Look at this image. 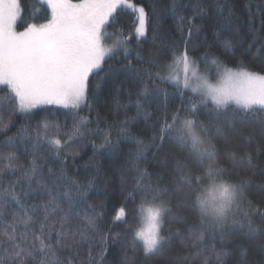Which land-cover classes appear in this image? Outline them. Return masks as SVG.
<instances>
[{"label":"trees","instance_id":"obj_1","mask_svg":"<svg viewBox=\"0 0 264 264\" xmlns=\"http://www.w3.org/2000/svg\"><path fill=\"white\" fill-rule=\"evenodd\" d=\"M72 2L78 3L79 0ZM133 2L145 9L146 34L137 38L133 14L129 10H118L115 21L106 28L123 30L124 35L130 37L127 52L120 48L106 57L102 70L90 74L87 100L80 107L42 104L29 112H20L14 110L13 101L3 99L10 93L7 87L0 85V192L15 185L20 199V204L9 198L0 206V231L14 215H24L21 204L31 214L32 206L47 202L48 194L41 186L47 185L57 195L59 209L63 210H58L54 219L58 220L68 211L70 202L73 204L70 227L82 226L85 216L96 218L97 243L91 248V260L88 258L89 246L80 248V259L84 264H122L125 252L130 264H264V251L260 247L264 235L250 237L234 223L242 219L247 203H241L239 209L234 208L223 223H217L211 216L201 218L195 206V181L189 187L175 170V162L177 158L185 160L192 173H200L204 167L195 164L188 149L174 139L165 138L163 144L158 139L153 141L165 114L170 119L171 113L181 109V115H187L184 110L196 102L189 90L181 94L172 82L155 76L156 72L165 70L164 62L170 61L177 49L183 50L185 41H188L189 55L199 59L201 70L207 61L209 71L215 73L210 62L218 58L230 68L243 62L248 70L264 73V0ZM18 3V27L40 23L50 14L46 0H18ZM230 11L231 23H226L224 18ZM193 24L199 28L193 29L189 36L188 29ZM225 41L230 42L231 47L226 49ZM129 62L133 69L152 72V77L149 78L144 71L138 75L124 67ZM146 84L151 90L147 96L143 93ZM154 86L160 91H155ZM137 103L141 105L139 112ZM197 107L195 118L208 122L214 106L209 101L207 106L197 104ZM43 123L49 125L48 137L55 136L62 142L71 138L59 154L56 146L45 138ZM216 123L224 126L228 133L227 139H214L221 162L231 170L224 179L235 181L241 175L250 176L252 183L248 198L264 211V190L260 188L264 184V111L244 113L229 107ZM77 128L79 133L75 132ZM122 129L127 134L122 133ZM212 131L214 135V129ZM9 138H12L11 144ZM106 138L115 145L112 150L107 146L98 147ZM138 141L152 145L144 150L139 160L137 152L141 145ZM9 152L15 154L14 161L4 158ZM231 152L237 156L235 165L228 159ZM246 152L252 155V167L246 160L241 162L239 159ZM33 160L37 172L29 183L24 173L30 169ZM9 163L14 167H6ZM138 169H147L151 173L150 179L141 180ZM62 172L63 178L57 179ZM157 181L168 185V196L173 203V213L164 217V234L177 228L180 231L164 244L162 252L152 255L143 252L141 242L134 244L127 225L114 217L124 207L125 219L132 222L134 208L139 219L138 205L145 196L139 184L155 186ZM203 183L210 182L204 180ZM25 192L27 196L22 195ZM178 198H186L187 207L177 209ZM177 214L180 219L173 218ZM35 215L39 219L43 212ZM255 219L259 222L261 217L257 215ZM101 234L109 237L106 251L100 243ZM117 234L119 241L112 243ZM177 256L187 259L175 260Z\"/></svg>","mask_w":264,"mask_h":264},{"label":"snow or ice","instance_id":"obj_2","mask_svg":"<svg viewBox=\"0 0 264 264\" xmlns=\"http://www.w3.org/2000/svg\"><path fill=\"white\" fill-rule=\"evenodd\" d=\"M46 3L51 9V16L45 23H29L22 31H17L16 21L20 15L18 0H0V85L7 87L10 93L3 99L13 101L14 110L20 112H29L40 104L78 108L87 100L90 74H93L94 70H102L106 57H110L120 48L127 52L130 37L125 36L123 30L112 33L105 31L106 27L115 21L118 10H129L133 14L134 35L137 38L146 34L145 9L133 0H79L78 3H73L72 0H46ZM231 15L230 11L224 18L226 23H231ZM198 28V25H190L189 36L192 35L193 29ZM105 39H112V44L105 46ZM229 47L230 42L225 41V48ZM210 63L215 67V73L209 71L207 61L201 70L199 59L189 55L188 41H185L183 50L177 49L171 61L165 64L167 75L155 73L157 78L171 81L181 94L184 90H189L196 102L184 110L187 115H181V109L171 113L170 119L168 114H165L163 123L153 135V141L158 139L163 144L165 138L174 139L188 149L189 154L195 158V164L204 167L202 172L192 173L185 160L177 158L175 162V170L189 187L195 181V206L201 218L211 216L217 223H223L234 208L239 209L240 204L246 202L248 208L243 211L242 219L234 223L239 224L248 236L260 237L264 235V211L259 209V205L254 206L253 201L248 198L251 177L241 175L235 181L224 179L225 174L231 170L221 162L214 139L228 138L225 127L216 121L229 107H235L244 113L264 111V73L248 70L243 62L235 68L227 67L218 58H213ZM124 67L138 75L141 71L149 78L153 75L146 69H133L130 62ZM154 90L160 91L158 86H154ZM150 91L146 84L144 95H149ZM209 101L214 106L210 120L205 122L196 119L197 104L207 106ZM137 109L138 112L141 109L139 103ZM41 127L45 138L56 146L59 154V150L67 146L71 138L62 142L55 136L48 137L49 125L43 123ZM121 131L127 134L125 129ZM75 132L79 133V128L75 129ZM8 143H12V138H9ZM138 143L141 147L137 152V160L142 158L147 147L152 146L145 145L143 141ZM105 146L108 150L115 147L107 138L105 143L98 147ZM4 158L11 162L16 156L9 152ZM228 159L235 165L236 153H229ZM239 159L241 162L246 160L250 167L253 166L251 153L246 152L245 156ZM6 167L12 168L14 165L9 163ZM183 169L188 171L184 172ZM139 171L141 180L146 177L150 179L151 173L147 169ZM36 172V162L33 160L30 169L24 173L25 179L31 183ZM158 175L163 178L162 173ZM62 178L63 172L57 179ZM204 180L210 183L206 185ZM41 186L48 194L47 202L32 206L31 214L21 204L24 215H14L13 220L0 231V264H84L80 259V248L83 245L89 246L88 258L91 260V248L97 243L96 218L85 216L82 226L70 227L73 209L70 202L68 211L58 220L54 219L56 212L63 210L59 209L57 195L53 194L52 188ZM139 187L145 193L138 205L139 219L134 208L133 220L130 223L125 219L127 213L124 207L118 210L114 219L127 225V232L133 235V243L142 242L145 254L155 255L162 252L164 244L180 230L177 228L164 234V217L173 213L168 185H161L157 181L155 186L148 183L139 184ZM260 188L264 190V184L260 185ZM22 195L28 194L25 192ZM9 198L20 204L15 185H10L0 192V206L6 204ZM175 207H187L186 198H178ZM39 211L43 212V216L37 219L35 213ZM257 215L261 217L259 222L255 219ZM173 218L180 219L178 214ZM33 225L37 227L33 228ZM117 241L119 234L111 240L112 243ZM100 243L106 251L108 235L101 234ZM260 247L264 251V243H261ZM174 259L187 257L177 256ZM217 259L219 260V257ZM122 264H130L127 252L124 253Z\"/></svg>","mask_w":264,"mask_h":264},{"label":"rangeland","instance_id":"obj_3","mask_svg":"<svg viewBox=\"0 0 264 264\" xmlns=\"http://www.w3.org/2000/svg\"><path fill=\"white\" fill-rule=\"evenodd\" d=\"M138 5H140V4H138ZM140 6H142V5H140ZM50 16H51V10H50V14H49V16L47 17V19H49ZM47 19H45L44 21H42V22H40V23H37V25L42 24V23H45ZM25 27H26V26H24V27H18V26H17V21H16V30H17V31H22ZM105 31L108 32V33H112V32H114V31H112V30H110V29H108V28H106ZM112 42H113L112 39H105V40H104V44H105V46H110V45L112 44ZM170 61H171V60H170ZM168 62H169V61H168ZM166 63H167V62H166ZM166 63L164 62V64H166ZM164 64H163V65H164ZM215 71H216V69H215ZM160 73H161L162 76H166V75H167V69L165 68V70H164L163 72H160ZM170 82H171V81H170ZM210 102H211V101H210ZM40 105H42V104H40ZM81 105H82V104H81ZM81 105H80V106H81ZM37 106H39V105H37ZM80 106H79V107H80ZM141 243H142V242H141Z\"/></svg>","mask_w":264,"mask_h":264}]
</instances>
